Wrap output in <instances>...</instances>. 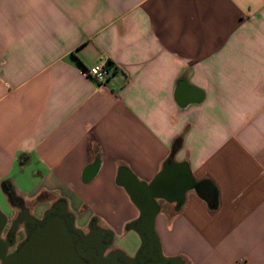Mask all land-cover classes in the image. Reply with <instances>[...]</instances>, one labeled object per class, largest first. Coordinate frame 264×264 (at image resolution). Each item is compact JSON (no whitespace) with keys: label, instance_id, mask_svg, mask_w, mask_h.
<instances>
[{"label":"crops","instance_id":"0c3cea01","mask_svg":"<svg viewBox=\"0 0 264 264\" xmlns=\"http://www.w3.org/2000/svg\"><path fill=\"white\" fill-rule=\"evenodd\" d=\"M96 64L116 73L86 77ZM180 164L204 186L157 201L162 257L264 264V0H0L8 222L63 200L76 229L135 250L119 173L148 184Z\"/></svg>","mask_w":264,"mask_h":264},{"label":"water","instance_id":"95a60500","mask_svg":"<svg viewBox=\"0 0 264 264\" xmlns=\"http://www.w3.org/2000/svg\"><path fill=\"white\" fill-rule=\"evenodd\" d=\"M118 184L129 195L139 211L138 218L129 225L137 234L140 247L133 257L121 250L104 255L112 246L113 234H84L75 228L74 217L67 211L63 200L54 202L37 219L29 210L21 207V214L12 222V231L23 224L24 239L15 245L2 238L7 217L0 211V264H178L176 259H166L160 252L154 230L155 217L159 213L158 200L182 203L188 191H199L204 182H195L187 164L166 165L154 179L146 184L129 174L119 173ZM24 218V220H23ZM13 252L8 251L13 248Z\"/></svg>","mask_w":264,"mask_h":264},{"label":"flooded vegetation","instance_id":"af4514ba","mask_svg":"<svg viewBox=\"0 0 264 264\" xmlns=\"http://www.w3.org/2000/svg\"><path fill=\"white\" fill-rule=\"evenodd\" d=\"M21 207H23V205L21 203H19V215L21 214ZM40 218L41 217H37V219H40ZM23 220H24V218H23ZM12 222L13 221L7 222V226H6V228L2 234V238L5 239L7 237L9 242L12 241L13 233L15 232V230L12 231L14 229V228H12ZM22 229H23V224H20V226L17 228V231L15 232V245H17L19 242H21L24 239V236L21 237L20 239H17V235H18L19 231ZM83 233L84 234H97V233H101V231H100V229H98V227H96L95 221H92L85 229H83ZM15 245L13 248H11L8 251V253H11L14 251ZM112 250H113V248H109L108 250H106L104 255H107Z\"/></svg>","mask_w":264,"mask_h":264},{"label":"built area","instance_id":"2783aa9c","mask_svg":"<svg viewBox=\"0 0 264 264\" xmlns=\"http://www.w3.org/2000/svg\"><path fill=\"white\" fill-rule=\"evenodd\" d=\"M116 68L114 65H106V64H96L89 69L83 71V74L88 77L95 79L99 82H104L116 73Z\"/></svg>","mask_w":264,"mask_h":264},{"label":"rangeland","instance_id":"374dc122","mask_svg":"<svg viewBox=\"0 0 264 264\" xmlns=\"http://www.w3.org/2000/svg\"><path fill=\"white\" fill-rule=\"evenodd\" d=\"M0 206L2 208H4L2 204ZM23 236H24V229L19 231V233L17 235V239H20ZM113 247H114L113 250H121L126 256L133 257L136 254V252L140 246H138L137 249L133 250L131 247L130 240L125 238L122 241L116 240Z\"/></svg>","mask_w":264,"mask_h":264},{"label":"trees","instance_id":"16d2710c","mask_svg":"<svg viewBox=\"0 0 264 264\" xmlns=\"http://www.w3.org/2000/svg\"><path fill=\"white\" fill-rule=\"evenodd\" d=\"M108 65H111V64H108ZM177 144L180 145V141L179 140H177Z\"/></svg>","mask_w":264,"mask_h":264}]
</instances>
